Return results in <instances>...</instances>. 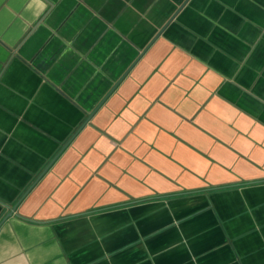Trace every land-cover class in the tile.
I'll list each match as a JSON object with an SVG mask.
<instances>
[{
	"label": "crops",
	"instance_id": "1",
	"mask_svg": "<svg viewBox=\"0 0 264 264\" xmlns=\"http://www.w3.org/2000/svg\"><path fill=\"white\" fill-rule=\"evenodd\" d=\"M0 264H264V0H0Z\"/></svg>",
	"mask_w": 264,
	"mask_h": 264
},
{
	"label": "water",
	"instance_id": "2",
	"mask_svg": "<svg viewBox=\"0 0 264 264\" xmlns=\"http://www.w3.org/2000/svg\"><path fill=\"white\" fill-rule=\"evenodd\" d=\"M40 177V175L37 177V178H39ZM37 180V179H36ZM10 215V212L9 213H7L6 214V216L4 217V218H6L7 216H9Z\"/></svg>",
	"mask_w": 264,
	"mask_h": 264
}]
</instances>
